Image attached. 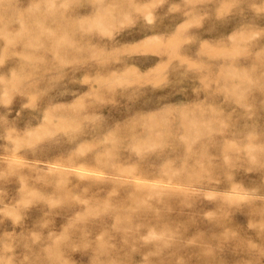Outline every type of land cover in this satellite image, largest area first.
<instances>
[{"label": "rangeland", "instance_id": "obj_1", "mask_svg": "<svg viewBox=\"0 0 264 264\" xmlns=\"http://www.w3.org/2000/svg\"><path fill=\"white\" fill-rule=\"evenodd\" d=\"M0 264H264V0H0Z\"/></svg>", "mask_w": 264, "mask_h": 264}, {"label": "crops", "instance_id": "obj_2", "mask_svg": "<svg viewBox=\"0 0 264 264\" xmlns=\"http://www.w3.org/2000/svg\"><path fill=\"white\" fill-rule=\"evenodd\" d=\"M159 35H160V34H157V35L151 36V37H149V38H146V39L142 40L141 42L137 43L136 46H137V47L149 46L150 44L155 43L156 41H158L159 39H161V37H160ZM147 62H149V61H147ZM136 67H137L138 69L142 70V68H140V66L137 65ZM157 67H158V65L155 66V67H151L147 72H148V73H151V72H153V70H155ZM73 184H77V183L74 182ZM77 185H78V184H77Z\"/></svg>", "mask_w": 264, "mask_h": 264}]
</instances>
